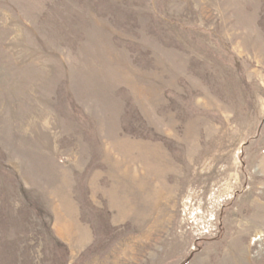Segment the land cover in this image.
<instances>
[{
	"label": "rangeland",
	"instance_id": "rangeland-1",
	"mask_svg": "<svg viewBox=\"0 0 264 264\" xmlns=\"http://www.w3.org/2000/svg\"><path fill=\"white\" fill-rule=\"evenodd\" d=\"M0 264H264V0H0Z\"/></svg>",
	"mask_w": 264,
	"mask_h": 264
}]
</instances>
